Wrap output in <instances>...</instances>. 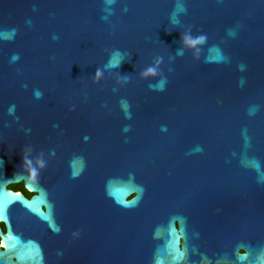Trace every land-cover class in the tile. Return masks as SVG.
I'll use <instances>...</instances> for the list:
<instances>
[{
    "label": "water",
    "instance_id": "1",
    "mask_svg": "<svg viewBox=\"0 0 264 264\" xmlns=\"http://www.w3.org/2000/svg\"><path fill=\"white\" fill-rule=\"evenodd\" d=\"M0 207V264H264V0H0Z\"/></svg>",
    "mask_w": 264,
    "mask_h": 264
},
{
    "label": "clouds",
    "instance_id": "2",
    "mask_svg": "<svg viewBox=\"0 0 264 264\" xmlns=\"http://www.w3.org/2000/svg\"><path fill=\"white\" fill-rule=\"evenodd\" d=\"M189 39L188 37H186L184 34H181L180 40L181 43H183L185 40ZM198 41H204L205 40V36H200L197 38ZM156 74V68L152 67L147 69L144 73L143 76L148 77V76H154ZM102 76V72L99 68L96 69L95 75L93 76V82L96 83L99 81L100 77ZM0 247H3L2 244H0Z\"/></svg>",
    "mask_w": 264,
    "mask_h": 264
},
{
    "label": "flooded vegetation",
    "instance_id": "3",
    "mask_svg": "<svg viewBox=\"0 0 264 264\" xmlns=\"http://www.w3.org/2000/svg\"><path fill=\"white\" fill-rule=\"evenodd\" d=\"M10 188H13L14 190H20V191H23L27 196H31L32 193L29 192L23 183H18V184H12L10 185ZM2 226L3 228H5V225L2 223Z\"/></svg>",
    "mask_w": 264,
    "mask_h": 264
},
{
    "label": "snow or ice",
    "instance_id": "4",
    "mask_svg": "<svg viewBox=\"0 0 264 264\" xmlns=\"http://www.w3.org/2000/svg\"><path fill=\"white\" fill-rule=\"evenodd\" d=\"M191 44H193V45H196V44H199V41L198 40H196V39H192V40H190L189 41ZM121 203H125V206H127L128 204H126V202H124V201H121ZM0 212H3V208L2 207H0ZM47 219V218H46ZM180 256H182V253H178L177 254V257L179 258ZM241 260H243V259H245L244 257H241L240 258Z\"/></svg>",
    "mask_w": 264,
    "mask_h": 264
}]
</instances>
